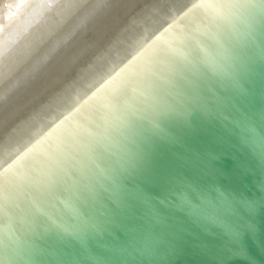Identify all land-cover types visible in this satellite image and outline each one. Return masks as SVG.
<instances>
[{
  "label": "water",
  "instance_id": "obj_1",
  "mask_svg": "<svg viewBox=\"0 0 264 264\" xmlns=\"http://www.w3.org/2000/svg\"><path fill=\"white\" fill-rule=\"evenodd\" d=\"M94 14L0 105V264H264V0Z\"/></svg>",
  "mask_w": 264,
  "mask_h": 264
},
{
  "label": "bare ground",
  "instance_id": "obj_2",
  "mask_svg": "<svg viewBox=\"0 0 264 264\" xmlns=\"http://www.w3.org/2000/svg\"><path fill=\"white\" fill-rule=\"evenodd\" d=\"M104 1L16 0L17 5L19 4L18 15L26 16L30 13V16L25 24H20L23 17L18 18L16 15L11 21H6L5 25H0L4 28L3 40L0 41V105L16 89L21 88L28 76L35 74L46 60L60 52V48L69 41L76 28L94 14L93 11L96 14L110 2ZM51 51L48 57L40 60L45 53L49 54ZM31 71L33 72L30 73ZM28 73L30 74L24 78Z\"/></svg>",
  "mask_w": 264,
  "mask_h": 264
},
{
  "label": "rangeland",
  "instance_id": "obj_3",
  "mask_svg": "<svg viewBox=\"0 0 264 264\" xmlns=\"http://www.w3.org/2000/svg\"><path fill=\"white\" fill-rule=\"evenodd\" d=\"M106 1V0H105ZM104 1V2H105ZM17 3H19V1H17ZM17 3H16V0L14 1V0H0V25L2 24V25H5L6 24V21H11L12 19H14L15 17H16V15L18 16V18H21V17H23V18H21L20 19V24H25L26 23V20L29 18V16H30V13H28V14H26V16H19L18 14H19V7H17V6H19V4L17 5ZM16 11L17 10V12H14V10ZM99 9V8H98ZM97 9V10H98ZM96 10V11H97ZM94 13H95V11H93ZM24 17H25V19H24ZM27 21H29V19L27 20ZM5 22V23H4ZM25 22V23H24ZM1 25V26H2ZM0 28H2V27H0ZM3 29L4 28H2V30L0 29V41L1 40H3V34H2V32H3ZM67 37V36H66ZM15 38H17V36L15 37ZM53 51V50H52ZM52 51L49 53V54H44V57H42L40 60L42 61L43 59H45L46 57H48V55H50L51 53H52ZM39 60V61H40ZM38 61V60H37ZM36 61V62H37ZM38 61V62H39ZM41 61L39 62V64L41 63ZM37 62V63H38ZM39 64H38V66H39ZM38 66H37V68H38ZM37 68L35 69V71L37 70ZM33 71H31L30 73H32ZM30 73H28L24 78H26Z\"/></svg>",
  "mask_w": 264,
  "mask_h": 264
}]
</instances>
